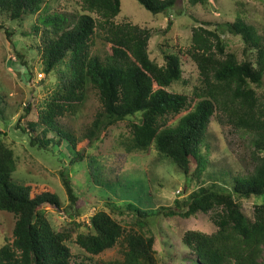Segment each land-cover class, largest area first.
Returning <instances> with one entry per match:
<instances>
[{
	"label": "trees",
	"instance_id": "trees-1",
	"mask_svg": "<svg viewBox=\"0 0 264 264\" xmlns=\"http://www.w3.org/2000/svg\"><path fill=\"white\" fill-rule=\"evenodd\" d=\"M45 1L0 0V14L10 21H22L39 13ZM79 1L84 13L72 20L54 14L34 26V35L41 31L37 50L44 73L55 74L57 84L36 112L31 103L24 106L26 127H21L22 131L30 134L32 145L36 143L45 151L56 145L62 151L69 148L74 155L71 163L82 161L84 154L77 150L80 140L63 129L59 119L75 114L86 101L88 89H94L100 110L83 140L90 144L101 141L109 127L128 121L130 134L123 142L128 152L153 147L171 160L187 181L197 179V187L184 200L176 199L172 208L153 211L130 202L112 204L111 212L95 211L84 232L57 231L43 210L46 205L60 207L55 190L46 184L12 181L17 161L0 131V212L15 216L12 241L0 245V264H158L155 239L142 228L148 218L161 212L183 218L211 213L216 227L213 233L189 230L182 236L183 245L196 256L194 264H264V202L254 206L252 219L240 203L264 196V89L261 96L257 92L264 84V36L240 16L226 23L227 30L244 44L245 58L239 60L226 50L217 30L194 27L187 54L196 64L199 84L188 95L171 89L183 79L180 56L167 53L163 63H158L150 58L148 28L115 22L121 0ZM137 1L159 14L173 8L177 0ZM188 1L195 6L209 0ZM96 39L110 46L105 56L93 52ZM2 102L0 96V106ZM214 116L220 124L248 135L253 147L252 170L234 177L230 189L218 183L220 177H211L209 183L202 179L208 163L207 134ZM60 176L70 206L75 205L78 198L70 179L63 171ZM124 209L133 213L139 229L125 228L112 215L123 214ZM74 233V242L89 255L120 244L123 260L74 259L67 245Z\"/></svg>",
	"mask_w": 264,
	"mask_h": 264
},
{
	"label": "rangeland",
	"instance_id": "rangeland-1",
	"mask_svg": "<svg viewBox=\"0 0 264 264\" xmlns=\"http://www.w3.org/2000/svg\"><path fill=\"white\" fill-rule=\"evenodd\" d=\"M81 13L84 12L79 0H46L39 13L29 15L22 21H10L0 14V96L4 99L0 106V131L2 139L13 149L17 161L12 181L21 185L46 184L55 190L60 207L46 205L43 210L57 231L84 232L89 217L99 209L111 212L112 204L122 206L130 202L153 211L163 207L172 208L176 199L184 200L197 187V179L187 181L178 167L160 156L153 147L147 151L128 152L123 145L130 134L128 121L109 127L101 141L90 144L83 140L86 128L100 110L94 89H88L86 101L75 114L59 119V125L80 140L77 150L84 154L82 161L72 164L74 155L69 148L62 151L56 145L45 151L36 143L32 145L30 134L22 131L21 127H26L24 106L29 102L36 112L37 106L57 84L55 74L44 73L37 50L41 45V31L34 35V26H40L42 19L54 14L72 20ZM92 15L95 17V14ZM238 16L264 36V0H209L204 5L195 6L188 0H177L173 8L159 14L148 11L137 0H121V11L115 17V22H131L148 28L151 31L148 46L150 58L158 63H163L164 54H178L183 79L173 84L171 89L191 95L193 87L199 84L196 64L187 54L193 28L205 26L217 30L226 43V50L242 60L245 54L241 38L225 27L226 23L233 22ZM92 50L105 56L110 52V46L96 39ZM263 89L264 84L262 88H257L260 96ZM250 140L248 135L220 124L215 116L212 117L207 134V170L202 179L209 183L211 177H220L218 183L230 189L234 177L246 175L252 170L253 147ZM61 171L70 179L77 195L75 205L70 206ZM263 202L264 196L240 200L241 208L249 219L253 218L254 206ZM124 210L123 214L113 212L112 215L125 228L133 226L139 229V225L134 224L133 213ZM14 224L15 216L12 213L0 212V245L12 241ZM142 230L155 239L158 264H194L196 256L183 245V234L189 230L211 234L216 227L211 213L183 218L161 212L148 218V224ZM75 235L67 242L74 259L86 261L90 257L93 262L123 260L120 244L98 255H89L74 242Z\"/></svg>",
	"mask_w": 264,
	"mask_h": 264
}]
</instances>
